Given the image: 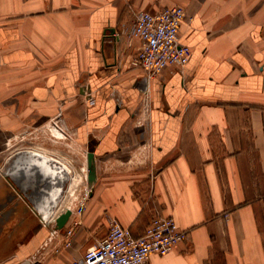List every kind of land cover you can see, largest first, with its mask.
<instances>
[{"label":"crops","instance_id":"crops-1","mask_svg":"<svg viewBox=\"0 0 264 264\" xmlns=\"http://www.w3.org/2000/svg\"><path fill=\"white\" fill-rule=\"evenodd\" d=\"M170 5L189 60L148 78L133 11ZM84 85L89 107L72 101ZM59 98L95 158L87 246L111 218L139 236L172 216L187 237L150 264H264V0H0V128Z\"/></svg>","mask_w":264,"mask_h":264},{"label":"rangeland","instance_id":"rangeland-1","mask_svg":"<svg viewBox=\"0 0 264 264\" xmlns=\"http://www.w3.org/2000/svg\"><path fill=\"white\" fill-rule=\"evenodd\" d=\"M82 87L83 91L79 90L72 101L83 100L85 106L89 107L94 102L93 94L89 86H81V89ZM66 103L65 98H59L54 114L40 122L20 120L9 127L0 128V166L15 149L32 146L56 152L70 162L75 171V181L69 190L71 194L67 193L63 199L64 206L60 213L71 209L70 203L80 201L84 202L85 208L89 197L86 166L89 149L76 141L71 126L69 128L62 123ZM10 113L13 115L12 111ZM83 211L81 214L74 213L70 221L71 226L57 231L55 223L49 226L42 223L26 200L14 192L0 175V262L67 264L80 258L89 247L88 232L81 222ZM26 246L30 251L17 261L16 257H13L14 253Z\"/></svg>","mask_w":264,"mask_h":264},{"label":"built area","instance_id":"built-area-1","mask_svg":"<svg viewBox=\"0 0 264 264\" xmlns=\"http://www.w3.org/2000/svg\"><path fill=\"white\" fill-rule=\"evenodd\" d=\"M133 17L130 36L137 39L139 45L132 64L142 68L148 78L169 66H183L188 62L191 48L179 40V28L186 18L182 6L135 10ZM69 207L71 213L81 214L84 202L70 203ZM186 237L187 231L181 229L172 216H153L139 236L111 218L106 235L86 248L80 258L67 264H150L151 254L165 255Z\"/></svg>","mask_w":264,"mask_h":264},{"label":"water","instance_id":"water-1","mask_svg":"<svg viewBox=\"0 0 264 264\" xmlns=\"http://www.w3.org/2000/svg\"><path fill=\"white\" fill-rule=\"evenodd\" d=\"M112 33L114 29L110 30ZM87 185L96 180L95 158L91 150L86 155ZM0 173L29 204L46 226L55 223L61 229L71 215V209L61 212L63 199L75 181V171L64 157L37 147H22L12 151L0 166Z\"/></svg>","mask_w":264,"mask_h":264},{"label":"flooded vegetation","instance_id":"flooded-vegetation-1","mask_svg":"<svg viewBox=\"0 0 264 264\" xmlns=\"http://www.w3.org/2000/svg\"><path fill=\"white\" fill-rule=\"evenodd\" d=\"M0 175H2V174L0 173ZM2 176H3V175H2ZM3 180H5L4 177H3ZM5 181H6V180H5ZM10 186H11V185H10ZM11 188L13 189L14 192H16L15 189L13 188V186H11ZM37 217H38V216H37ZM38 218H39V217H38Z\"/></svg>","mask_w":264,"mask_h":264},{"label":"bare ground","instance_id":"bare-ground-1","mask_svg":"<svg viewBox=\"0 0 264 264\" xmlns=\"http://www.w3.org/2000/svg\"><path fill=\"white\" fill-rule=\"evenodd\" d=\"M53 130H54V128H53ZM54 132V131H53ZM58 133V132H57ZM37 147V146H36ZM43 149V148H42ZM5 179V178H4ZM6 180V179H5ZM6 182L9 184V185H11L7 180H6ZM12 186V185H11Z\"/></svg>","mask_w":264,"mask_h":264}]
</instances>
